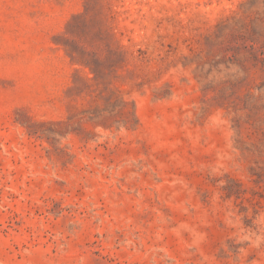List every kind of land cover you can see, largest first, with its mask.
I'll use <instances>...</instances> for the list:
<instances>
[{"label":"rangeland","instance_id":"obj_1","mask_svg":"<svg viewBox=\"0 0 264 264\" xmlns=\"http://www.w3.org/2000/svg\"><path fill=\"white\" fill-rule=\"evenodd\" d=\"M0 264H264V0H0Z\"/></svg>","mask_w":264,"mask_h":264}]
</instances>
